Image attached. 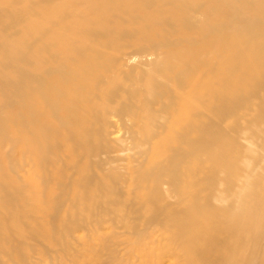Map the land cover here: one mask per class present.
<instances>
[{
	"label": "bare ground",
	"instance_id": "bare-ground-1",
	"mask_svg": "<svg viewBox=\"0 0 264 264\" xmlns=\"http://www.w3.org/2000/svg\"><path fill=\"white\" fill-rule=\"evenodd\" d=\"M244 3L245 0H210L212 8L210 25L203 33H199L201 39L195 42L191 34V31H194L190 29L188 23L186 24L187 15L194 7L192 0H0V87L6 92V94L0 93V105L14 106L19 103H16L17 97L21 100L28 99L31 98V93L37 92L34 88L11 87L12 75L7 69L19 62L36 60L37 56L43 58L47 55L52 60H62L54 69H45L42 75L54 71L55 75L61 74L63 80L53 79L51 85L41 91V98L35 99L37 103L33 108L34 116L30 112L28 114L25 112V117L29 121L38 120L42 128H37L29 138L20 137L19 140L20 148L27 154L28 160L37 166L36 170H40L41 176L39 177L42 178L43 183L51 182L50 179L54 177L53 173L57 177V180L53 179L54 182L58 181L61 187H64L66 181L63 183L60 181L62 175L59 165L62 163L58 157L50 158L47 151L39 153L37 148L47 150V137L57 141L60 138L77 139V142L84 139L77 145L81 148L84 144L86 146L89 144L88 138L95 136L94 133H96V130L92 132L87 129L89 126H94L95 122L93 106H90V103L98 99L96 90L101 89L98 83L110 70L109 64H115L118 61L117 55H110L107 48L95 55L101 47L106 46V42L94 45L96 53L84 55L82 61L78 60L76 63L65 57L66 53H70L75 46L90 42L89 38L98 40L99 37L120 34L125 36L133 32L136 35L148 33L149 37H155L158 33L157 44H159L162 42L160 38L172 36L171 43L178 44L181 48L180 50H166L167 57L157 65L155 76L159 74L158 77L166 84L178 85L185 90V93L177 94L170 108L162 112V116L182 123L177 127L181 133L198 138L213 136L220 133V118L224 113L229 112L240 100H245V97L264 86V24H253L258 19L264 18V5L263 3L253 4L246 8ZM79 7L86 11L87 21L83 20ZM10 8L13 11L18 10L14 18L5 17L6 13H11L7 10ZM56 10H61L62 14H56ZM225 10L227 11L224 12ZM113 17L120 18V25L116 23L112 27L109 23V30H105L104 21ZM156 18L159 19L155 21ZM245 23L249 25L244 26ZM60 26H69V29L59 32ZM162 27H174L178 30L171 29L169 36H163ZM220 27L231 33L217 34ZM82 35L89 38L81 37ZM221 42H223L222 46L217 49L213 48V45ZM190 45L194 46L190 47ZM153 65L155 64L149 66ZM88 70L94 71L89 72ZM169 70L171 75L168 73ZM117 71L119 68L116 69V74H119ZM19 75H24V73H19ZM180 75H186L187 80L182 82ZM34 78L41 80V77ZM105 79L104 87L107 85L110 90L116 87V83L110 77H105ZM18 88L22 91L14 90ZM40 106L55 108L57 124H51L50 114L45 117L37 114L36 109ZM23 107V105L14 106V112L21 111ZM96 107L100 108L98 105ZM134 112L136 113L135 118L139 120L143 111L135 110ZM121 117V114L117 115L119 120H122ZM12 136L17 137V134L12 132ZM3 141L4 135L0 137L1 145ZM35 143L38 144L35 146ZM64 152L65 149L61 154ZM215 154L213 160L210 159L215 166L212 168L215 171L223 168L220 170L228 172L216 189L214 187L212 189L207 184L211 178L208 176V170L211 167L208 169L207 166L199 164V160L202 159L201 152L195 154L196 158L193 162L184 161L173 167L164 165L168 167L164 168V176L159 175L162 181L157 179L158 175L153 178L157 183L165 182L169 186L170 195L176 203L173 205L159 203L154 206L155 208L146 210L150 217H147L149 220L142 222L144 225L141 226L159 224L165 214L173 217L174 222L166 235L171 232L172 243L180 241L183 251L197 259L198 264H264V180L258 182L259 185L254 191L249 187L250 193L245 194V199L251 202L249 207L237 203L236 200L233 201L237 191L233 199L229 200L231 188L234 189L238 181L235 175L237 165L221 163L218 159L223 153L217 151ZM81 158L82 156L78 160L80 161ZM1 161L0 255L1 257L7 256L11 264H14V261L22 263L27 258L28 243L32 237L36 236V229L24 222L26 213L22 212V205H14L17 195L12 191L11 180ZM50 166L54 168L49 169ZM83 170L86 171V169ZM244 171L246 172L245 169L242 172ZM247 174L250 175L251 172ZM144 178V175L141 176V179ZM105 189L104 192L101 189L97 191L102 199L112 195L111 190ZM157 191H160L159 188ZM43 194H47V191ZM152 194H154V199L158 195L156 191ZM75 195L74 191L71 198L73 201L67 205L77 214L71 219H66L68 224L61 225L67 229L72 226L73 220L80 218L81 211L83 209L85 211L90 202L89 198H76ZM92 195L94 196V193ZM160 196L161 194L152 201V204L157 200L160 201L162 197ZM34 197H29V199ZM66 201L65 197H59L58 201L52 203L50 211L54 210L53 218L56 219L54 220L56 223L58 211L62 203L66 204ZM214 201L219 205L209 213L208 209ZM147 205L151 207L150 202ZM14 206H17V209ZM209 214L222 219L218 227L221 232H218V235L212 236L217 226H197V223L205 220ZM50 215L51 212L47 214L49 220L52 217ZM30 216L32 217L33 213ZM140 228L138 231L137 229L128 230L133 232L132 234L138 232L144 236L146 230L144 227ZM203 236H207L202 244L204 250L194 245V240ZM168 237L170 238L169 234ZM166 240L170 245L167 238ZM55 241L57 243L51 235L46 236L45 243L52 244ZM215 247H218V253L215 255L210 252L206 253ZM179 253L173 256L179 258ZM188 263L193 264L190 261Z\"/></svg>",
	"mask_w": 264,
	"mask_h": 264
},
{
	"label": "rangeland",
	"instance_id": "rangeland-1",
	"mask_svg": "<svg viewBox=\"0 0 264 264\" xmlns=\"http://www.w3.org/2000/svg\"><path fill=\"white\" fill-rule=\"evenodd\" d=\"M192 2L194 7L187 15L186 24L188 23L190 29L194 31L190 30L192 40L198 42L201 39L199 33H203L210 25L212 8L210 0H192ZM262 3L264 5V0H245L244 6L248 8L250 5ZM7 10L11 11L10 14H5L7 18H14L18 14V10L13 11L11 8ZM79 12L83 20L87 21L86 11L79 7ZM55 13L61 15L62 11L56 10ZM159 18L154 20L157 21ZM119 19L118 17L106 19L104 21L105 30H109V23L112 27L116 23L120 25ZM155 21L153 23H156ZM253 24H264V18L258 19ZM247 25L249 24H244V26ZM68 29L69 26H60L59 32H65ZM171 29L178 30L174 27H162L163 36H169ZM230 33L222 27L217 30V34ZM81 37L89 38L86 35ZM89 39L90 42L75 46L70 53L65 54V57L74 63L78 60L82 61L84 55L96 53L94 45L106 42V46L101 47L95 55L107 48L110 55H117L118 60L115 64H109L110 70L98 83L101 88L96 90L98 99L90 103V106H93L95 122L94 126H89L87 129L92 132L96 130L95 136L88 138L90 145L84 144L83 148L77 145L84 139L77 142V139L60 138L57 141L51 137L46 138L47 150L37 148L39 153L47 151L50 158L58 157L62 163L59 165L62 175L60 181L62 183L66 181L64 187H61V184L58 185V181L54 182L53 179L57 180L54 173L53 179L48 177L51 178V182L43 183L42 178L39 177L41 176L40 170H36L37 166L28 160L27 154L20 148L19 141L20 137L29 138L37 128H42L38 120L29 121L25 117V112L27 114L30 112L34 116L33 108L38 98H41V91L48 88L53 79L63 80V76L55 75L54 71L42 75L45 69H54L62 60H52L47 55L43 58L37 56L36 60L19 62L7 69L12 75L11 87H27L37 90L30 94L31 98L21 100L17 97L16 103H19L14 106L23 105L22 112H14V106L0 105V137L4 135V141L2 145L0 144V160L11 180L12 191L17 195L14 205H22V212L26 213L24 222L36 229V236L32 237L28 243L27 258L22 263L14 261V264H189L188 261L198 264L197 259L183 251L180 241L172 243L171 232H168L170 238L168 234L166 235L174 222L173 217L165 214L159 224L141 226L144 225L142 222L145 220L147 222L150 217L147 211L156 204L173 205L176 203L170 195L169 186L165 182H158V184L153 177L158 175L157 179L160 180L159 175L161 177L165 175L163 174L164 168L169 165L171 167L180 165L184 161L193 162L196 158L195 154L201 152L202 159L199 160V164L207 166L208 169L211 167L208 170V176L211 178L207 184L212 189L213 187L216 189L223 177L228 174L226 170H220L223 168L219 171L212 168L215 166L210 159L213 160L215 153L219 151L223 153L222 158L218 159L221 163L237 165L235 175L238 181L234 189L231 188L229 200L233 199L237 191L233 201L236 200L237 203L249 207L251 202L245 199V194L250 193L248 190L250 188L254 191L259 185L258 182L264 180V86L245 97V100H240L229 112L221 116L220 133L198 138L179 132L177 127L182 123L162 116V112L170 108L175 96L185 93V90L178 85L166 84L158 77L159 74L155 76L157 65L167 57L166 50H180L181 48L180 45L171 43L172 36L160 38L162 42L159 44H157L158 33L155 37H149L148 33L136 35L133 32L125 36L120 34L99 37L98 40ZM222 44L223 42L213 45V48L217 49ZM193 46L190 45V47ZM150 64L155 65L149 66ZM118 68L119 74H116ZM88 71L93 72L94 70ZM19 73H24V75H19ZM168 73L171 75L170 70ZM34 77H41V80ZM105 77H110L116 83L114 89L110 90L107 85L104 87ZM180 79L184 82L187 76L180 75ZM0 90V93L6 94L1 87ZM14 90L22 91L21 88ZM97 105L100 108L96 107ZM54 110L55 108L52 107L40 106L36 112L41 117L50 114V122L54 125L57 124L58 119ZM135 110L143 111L139 120L135 118ZM119 114L122 115V120L117 118ZM12 132L17 134V137H13ZM64 149V154H61ZM96 152L99 156H96ZM209 156L211 157L208 159ZM53 168L50 166L49 169ZM243 169L246 172L243 173ZM250 172V175L247 174ZM143 175L145 178L141 179ZM29 177L31 179H28ZM105 188L111 190L112 195L102 199L97 191L101 189L104 192ZM158 188L160 191H157ZM240 190H242L241 193ZM46 191L47 194H43ZM74 191L76 194L74 197L89 198L90 202L85 211L84 209L81 211L80 218L73 220L72 226L67 229L61 225L68 224L66 219H71L77 214L67 205L73 201L71 198ZM155 191L162 197L160 196V201L157 200L152 204L158 196L156 195L154 199L152 193ZM63 193L65 194L62 195ZM32 196L35 197L31 198L32 200L29 199ZM59 197H65L67 201L66 204L62 203L56 223L54 221L56 219L53 218L55 212L50 210L52 203L58 201ZM148 201L151 207L147 205ZM213 203L208 209L209 213L219 205L215 201ZM17 206L14 208L17 209ZM50 212L52 217L49 220L47 214ZM221 220L218 216L209 214L205 220L198 222L197 226H217L212 235L215 236L221 232L218 229ZM140 227L146 230L144 236L138 232L132 234L133 232L129 231L132 229L138 231L142 229ZM50 235L57 240V243L56 241L52 244L45 243L46 236ZM206 237L194 240V245L204 250L202 244ZM130 238H132L131 241ZM177 252H180L179 258L173 256ZM209 252L215 255L218 253V247L212 251H206V253ZM0 264L11 263L7 256L1 257L0 255Z\"/></svg>",
	"mask_w": 264,
	"mask_h": 264
}]
</instances>
